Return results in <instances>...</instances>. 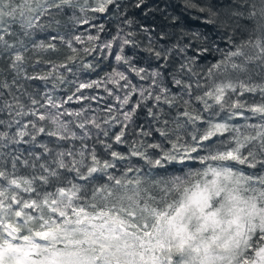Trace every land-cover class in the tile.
<instances>
[{
  "label": "snow or ice",
  "instance_id": "snow-or-ice-1",
  "mask_svg": "<svg viewBox=\"0 0 264 264\" xmlns=\"http://www.w3.org/2000/svg\"><path fill=\"white\" fill-rule=\"evenodd\" d=\"M0 264H264V0H0Z\"/></svg>",
  "mask_w": 264,
  "mask_h": 264
},
{
  "label": "trees",
  "instance_id": "trees-1",
  "mask_svg": "<svg viewBox=\"0 0 264 264\" xmlns=\"http://www.w3.org/2000/svg\"><path fill=\"white\" fill-rule=\"evenodd\" d=\"M173 2L176 3L177 5H179L180 0H173ZM97 22H98V23H100V22L107 23V21H106L105 18H103V17H100V18L98 19ZM86 27H87V26H86ZM109 28L111 29V25H109ZM107 36H108V33H105V34H104V38H107ZM107 63H108V62L106 61V62H105V70H108L107 67H106Z\"/></svg>",
  "mask_w": 264,
  "mask_h": 264
}]
</instances>
